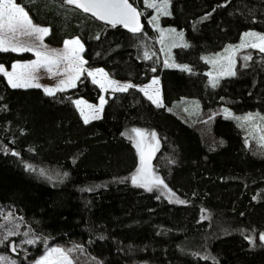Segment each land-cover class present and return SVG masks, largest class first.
<instances>
[{
    "label": "trees",
    "instance_id": "obj_1",
    "mask_svg": "<svg viewBox=\"0 0 264 264\" xmlns=\"http://www.w3.org/2000/svg\"><path fill=\"white\" fill-rule=\"evenodd\" d=\"M129 1L141 13L136 34L65 0H15L50 26L47 43L60 46L80 36L88 68H103L134 87L108 91L103 116L85 124L73 99L97 102L102 93L88 75L55 95L12 88L0 75V204L53 242L82 243L104 264H264V155L253 152L231 119L214 120L213 132L224 144L210 149L194 125L166 108L197 97L206 109L226 105L264 114V53L244 51L237 75L215 89L208 87L209 66L202 59L244 31L264 33V0H171L172 14L162 23L185 31L190 46L176 48L175 57L192 73L162 66L149 23L153 10L144 0ZM146 51L155 55L144 59ZM31 56L0 51V63L11 67ZM156 75L163 107L137 88ZM132 128L158 131L162 147L155 162L171 158L158 166L187 204H172L131 183L139 160L125 135Z\"/></svg>",
    "mask_w": 264,
    "mask_h": 264
},
{
    "label": "rangeland",
    "instance_id": "obj_2",
    "mask_svg": "<svg viewBox=\"0 0 264 264\" xmlns=\"http://www.w3.org/2000/svg\"><path fill=\"white\" fill-rule=\"evenodd\" d=\"M155 2L159 5L162 3V0H155ZM144 5L147 7L146 0H144ZM147 8H150V7H147ZM151 9L153 10V14L149 18V21L152 19L153 16L158 17V19L154 21L153 23H150V25L154 29V31H156L157 33L156 42L158 45V51H157L158 53H155V54H158L160 58L162 59V66L164 68L179 69V70H183L182 66H187V68L190 69V71H187V70H184V71L188 73H192L193 67L190 64L180 62L175 57L176 48L183 47L182 45L184 44H187L188 45L187 47L190 46V42L186 37L185 31L175 26H165L162 23L163 17L171 16L172 14L171 0H168V7H167V11L170 13L169 15H163L159 13L156 8H151ZM29 16L34 25L39 26V27H46L51 30L50 26L38 23L32 18L30 14ZM170 29H175L176 31L171 32L169 31ZM248 32H254L260 35H264V33H261L256 30H247L242 33L238 41L228 43L220 50L212 51V52H205L202 54V59L209 66V69L207 70V75H208L207 84L210 89L217 88L224 78L237 75L238 61H239L240 55L244 51L259 50L258 48H252L250 46L239 47V45H241L242 43L246 45H250L251 43H259V40L257 39V37H254V36L246 37L244 35L245 33H248ZM179 33L183 34L182 38L179 35ZM47 35L43 37V41L37 39L35 35L33 36H27V35L19 36L18 35L16 39L13 40V43H19L22 46H30L33 48V51H15V52L16 53H25V52L30 53L32 55L31 56L32 58L27 59V60H16L13 64L23 65V64H28L31 61H36L38 59L37 56L35 55L36 51L43 52L46 50L50 51L52 49L62 50L64 48V43L60 46H54V45L47 43L45 41V38ZM77 38L83 44V51L80 52V56L83 58L84 61H86L84 57L85 45H84L82 38L80 36H74L66 40H73ZM70 47H75V46L70 45ZM155 54H153L150 51H146L143 53V56H144V59H150ZM229 57L231 58V62L229 60ZM166 63L170 66H165ZM66 64L67 62L61 61L58 65H52L51 72L48 71L47 67H39L36 69L18 68L16 71L30 73V75L34 77V80L32 82L39 83L41 85L40 89L44 91L45 87H51L55 89L56 86L59 84L60 80L67 79L68 75H70L71 73L65 72ZM12 65L11 67H8L7 65L0 63V66H3L4 69L8 72L13 71ZM83 68L86 69V71H84L80 75V78L85 74L88 75V71H92L93 76H89V75L88 76L91 78L92 81H93V77L97 81H99V83H95V84H97L102 91L100 98L103 97L105 100V103L103 105V110L96 113L101 118L103 116L104 108L108 101L107 92L114 91L112 87L107 86L108 81H117L119 82L120 85L129 84V83L132 84V82L130 80L116 79L112 77L111 75H109L103 68H88L86 66V63L83 65ZM101 69L103 70L102 72L96 71V70H101ZM229 71L234 72L235 74L234 75L227 74ZM0 75H4V74L0 73ZM80 78L76 81V85L78 84V81L80 80ZM6 79L8 81L7 77ZM153 79H157L159 83L152 84ZM212 82L216 83L215 87L212 86ZM100 83L105 84L106 88H101ZM149 85L150 87H145ZM20 88H36V87H20ZM70 88H73V87L65 88V90L70 89ZM137 88L138 89L144 88L145 91L149 95H152L154 98L157 97V92H158V98L164 106L163 95L161 91L160 76L158 75L153 76L148 83L144 85H139L137 86ZM145 91H142L144 95H145ZM58 92L60 91H55L53 95H55ZM118 92H122V91H118ZM145 96L148 98L147 95ZM100 98L97 102H92L86 98L78 97V98L73 99V103L76 100H81V101L86 102V103H82L79 106V108L76 106L75 103L74 105L78 109L80 114H81V110H83V112L89 116V122H91L93 120H96V119H91V116L94 114L95 110L89 108L87 105H94L96 106V109H99ZM166 108L168 111L179 116L185 122L191 125H194L199 130L203 139L205 140L206 144L209 146L210 149H216L218 146L224 144V140L222 138L216 137L213 132L214 120L217 117L221 116L225 118L227 114H231L228 119L233 120L239 126V128L242 130L243 135L246 137L247 142L250 148L253 150V152L258 155H264V146H262L261 143L256 138L261 133L257 132L253 134V125H259L260 128H264V121H261L256 116V114H259V116H264L263 112L259 110L238 112L226 105H219L213 108L206 109L204 108L202 101L197 97H182L179 100H176L175 102H173L172 104L167 105ZM248 114H252L254 119L252 120L242 119L243 117H246ZM237 117L241 119H235ZM82 119L84 120L83 116H82ZM132 129L125 131V135L129 137L136 146L137 141L140 140L141 137H138L136 133L132 132ZM135 129H141L144 133L142 147L144 148V151L146 154L149 150V147H148L149 145L156 147V151L153 154L151 162H150L151 167L155 175L160 176L164 180L165 184L167 185V188H164L163 186L159 188H153V191H151L150 193H157L159 196L164 197L167 201L175 205L187 204L188 203L187 199L182 197L180 194H178L174 189H172L169 186V184L166 182L164 178L163 171L158 166V164L160 163L169 162L171 158H169V156L167 155H162L158 159V162H155L161 150V147H162V139L158 131L154 128H135ZM153 132L156 133L155 140H153L151 137V133ZM138 158L139 160H138V165L136 169L140 167L139 152H138ZM136 169L130 174L129 176L130 181H131L130 177L133 174H135ZM169 189L171 190V193H174L175 195H172L169 192ZM144 190L147 191L146 189ZM178 200L184 201V203H178L177 202ZM9 233H11V235ZM29 239L34 240V243L28 244L25 242L26 240H29ZM11 243H13V248H15L16 254H12L10 251ZM52 248L63 249L68 254V256L71 258L72 264H104L100 258L88 252L84 248L82 243L74 242V241L66 242V243L53 242L51 241V238L45 232L36 230L35 225L32 224V222H29L26 218H24V216L18 214V212L15 209L0 204V257L4 258V259H0V264H13V262L14 264H36V262L40 260L41 257L45 256L47 252ZM51 259L55 261L57 259V256L54 254ZM131 264H155V263L148 262V261H140V262H134Z\"/></svg>",
    "mask_w": 264,
    "mask_h": 264
},
{
    "label": "snow or ice",
    "instance_id": "obj_3",
    "mask_svg": "<svg viewBox=\"0 0 264 264\" xmlns=\"http://www.w3.org/2000/svg\"><path fill=\"white\" fill-rule=\"evenodd\" d=\"M67 4L75 5L76 7L83 10L85 13H91L93 16L100 20H104L107 23L112 24L113 26L117 24L123 25L133 34L139 33L142 31V25L140 24V15L141 13L137 12L136 8L133 7L129 0H65ZM147 7L156 8L157 11L163 15H169L170 13L167 11L168 7V0H162L161 4H157L155 0H146ZM158 17L153 16L149 23H153L156 21ZM207 19V16L204 17ZM50 29L46 27H39L33 24L29 13L24 9V7L20 6L15 2V0H0V51L8 52V51H33V48L30 46H22L19 43H13V40L19 36H33L35 35L37 39L43 41V37L49 33ZM169 31L175 32V29H170ZM179 35L183 36L182 33ZM247 36H254L257 37L259 43H251L250 45H246L242 43L239 47L250 46L252 48H258L260 52L264 53V35H260L254 32H248L244 34ZM70 45H74L75 47H70ZM175 46V45H174ZM183 47H187V44L182 45ZM46 47V46H45ZM83 51V44L81 41L77 39L73 40H65L64 41V48L62 50L52 49L50 51H36L35 55L37 56L36 61H31L28 64H13L12 72H8L4 69L3 66H0V73H3L8 78V84L12 88H20V87H36L40 88L41 85L39 83H33L34 77L30 75V73L25 72H17L18 68L20 69H36L39 67H47L48 71H52V65H58L61 61L67 62L65 67V72L71 73L68 75L67 79L60 80L59 84L56 86L55 89L51 87H45L44 91L48 95H53L55 91H64L65 88L68 87H75L76 81L80 78V75L86 71L83 68V65L86 61L80 56V52ZM227 51V49H226ZM245 59H251V57H245ZM231 62V58L229 57ZM165 66H170L166 63ZM183 70L190 71L187 66H182ZM102 72L103 70H96ZM155 71V69H153ZM227 74L234 75V72L229 71ZM89 76H93L92 71H88ZM106 75V74H105ZM93 83H99L93 77ZM159 81L157 79H153L152 84H158ZM108 87H112L114 91H127V89L134 87L132 84H124L120 85L117 81H108ZM212 86L215 87L216 83L212 82ZM101 88H106L105 84L100 83ZM145 87H150L145 86ZM141 91H145L144 88L140 89ZM145 95L148 96V99L151 100L157 107H163L162 102L157 97L154 98L152 95H149L145 91ZM76 106H79L82 103H86L81 100H76L74 102ZM105 100L103 97L100 98V106L99 109H96L94 105H87L89 108L94 109V114L91 116V119H99V115L96 114L103 110V105ZM227 111V110H225ZM81 115L84 117V123H89V116L86 115L83 110H81ZM231 114H227L225 118H229ZM256 116L261 120L264 121V116ZM241 119V118H235ZM244 120H252L254 119L252 114H248L246 117H243ZM132 132L136 133L138 137H141L140 140L137 141L136 147L139 152L140 157V167L136 169L135 174H133L130 179L131 183L135 186L141 187L146 189L147 191H153V188H159L163 186L167 188L164 180L155 175L153 169L151 167V159L153 154L156 151V147L149 145V150L147 154L142 147L144 133L141 129H132ZM261 133L257 136V140L264 146V128H260L259 125H253V134L254 133ZM151 137L153 140L156 139V133H151ZM158 143V142H157ZM247 143V140H246ZM12 155H17V153L13 152ZM41 175L44 174L43 170L40 172ZM66 175V174H65ZM51 179V177H49ZM171 193V190L169 189ZM175 195L174 193H171ZM255 198V197H254ZM178 203H184V201H177ZM11 235V233H9ZM259 240L264 242V233L259 234ZM28 244L34 243V240L29 239L25 241ZM253 242L250 239V243ZM15 251V248H13ZM71 251V250H69ZM57 256V259L54 261L51 258L53 255ZM0 259H4L0 257ZM14 264V262H13ZM36 264H72L71 258L68 254L60 248H52L50 249L47 254L40 258L36 262Z\"/></svg>",
    "mask_w": 264,
    "mask_h": 264
},
{
    "label": "water",
    "instance_id": "obj_4",
    "mask_svg": "<svg viewBox=\"0 0 264 264\" xmlns=\"http://www.w3.org/2000/svg\"><path fill=\"white\" fill-rule=\"evenodd\" d=\"M129 3H131L130 1H129ZM132 4V3H131ZM133 5V4H132ZM133 7H135L134 5H133ZM136 8V7H135ZM136 10H137V12H139L138 11V9L136 8ZM140 13V12H139ZM104 21V20H103ZM106 22V21H105ZM107 23V22H106ZM108 24H110V23H108ZM10 251H11V253L12 254H16V251H13V243H11V246H10Z\"/></svg>",
    "mask_w": 264,
    "mask_h": 264
}]
</instances>
